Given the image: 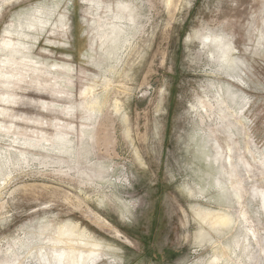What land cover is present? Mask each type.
<instances>
[{
	"label": "rangeland",
	"instance_id": "1",
	"mask_svg": "<svg viewBox=\"0 0 264 264\" xmlns=\"http://www.w3.org/2000/svg\"><path fill=\"white\" fill-rule=\"evenodd\" d=\"M113 12L121 22L112 19V26L125 30L119 46L129 43L110 59L101 30ZM38 16L45 26L22 38ZM197 31L234 45L242 64L212 76L218 64L188 39ZM212 84L229 88L237 100L247 98L241 105L244 129L219 114ZM206 93L214 107L210 121L202 122L191 106ZM90 101L100 104L98 113L84 109ZM201 133L223 157L233 136L231 156L239 157L234 162L248 219L221 236L206 230L210 238L203 240L191 209L199 202L186 185L211 177L200 183L208 189L200 204L212 210L228 197L210 182L217 166L200 162ZM64 140L72 142L71 155L57 154ZM0 154V161L6 159L0 165L4 263L20 254L17 238L33 236L43 222L72 220L115 249L99 264H205L213 243L230 244L248 226L256 235L253 264H261L264 0H0ZM230 207L236 217L237 206ZM93 214L119 235L100 228Z\"/></svg>",
	"mask_w": 264,
	"mask_h": 264
},
{
	"label": "bare ground",
	"instance_id": "2",
	"mask_svg": "<svg viewBox=\"0 0 264 264\" xmlns=\"http://www.w3.org/2000/svg\"><path fill=\"white\" fill-rule=\"evenodd\" d=\"M108 9L109 8H107V10ZM99 12L101 16L107 14V11L102 12L99 10ZM112 19L119 20L121 22L119 13L113 12L109 23L106 22L104 29L101 30V32H104L101 41L102 43H106V46L103 48L105 50V56L106 58L110 59L113 58L118 51L125 48L126 45L124 46L123 44L129 43V40L125 39L122 46H119L123 40L122 37L125 34V30L120 27L118 23H115L112 26ZM46 23L47 21L44 20L42 16H38L36 18L32 17L31 21L27 24V32L23 34L22 38L27 39L30 37L29 35L31 31H37V25L45 26ZM188 39L190 41L196 40L200 45H202V48L207 51L209 60L218 64L219 68L216 73L217 75H215V72L212 73V76L214 77H219L220 74H218V72L226 74L227 72L235 70L239 63H241L238 58H235V46H229L221 39L220 36L211 34L209 32L201 33L200 31H197L194 32L192 36L189 35ZM23 44L24 43H21L20 45L23 47ZM20 58L25 59L26 57ZM211 88L215 90L213 100H215L214 102L217 106L219 114L227 113L225 116L226 119H233L234 124L237 127L239 126L240 128L244 129L245 125L243 124L242 119L245 116H242V112L244 110V106L248 102L247 98H239L237 100V97H235L234 93H232L229 88L225 90L221 84H219V87L216 84H212ZM213 100L209 98L206 93L204 98L199 100V106H191L192 112L202 117V122H206V120L210 121L211 111L214 107V105L211 104ZM229 104L232 106H228ZM242 104L245 105L241 107ZM86 105L87 108L84 106V109H87L89 112H99L98 108L100 107V104L98 102L90 101L89 103H86ZM235 105L238 107L236 108ZM201 136L202 137H199V139H203V142L201 144L199 155H203L201 157L204 160H200V162H203V164L209 166L210 169H212L215 165L217 166V173L215 172L216 177L212 178L210 182L213 183L214 188L218 190L222 198L228 197L223 204L224 207L220 206L218 209L212 210L209 207L207 208L200 204L205 201V194L208 192V189L205 187L203 188L201 184L206 182V178H209L210 180L211 177L205 174L202 176L203 178L205 177V179L200 177L201 184H196L193 181V186L186 185L185 189L187 190L186 193L188 196L196 202H199L192 206L191 209L200 226L199 239L201 238L203 240L202 237L205 239L210 238L206 230L221 236L223 235L224 230L230 231L231 227L237 228L238 226L241 227L243 224L247 225L248 219L246 214L243 212V180L240 177V174L237 171L238 169L236 163L234 162L235 158L239 159V157H237V153L234 155L236 157H233V155L231 156L232 152H235L231 146V143L229 142L232 140L231 138L233 136L229 135L227 138V151L225 152V157L221 156L219 150L216 149L213 144H211L210 138L202 133ZM245 136L248 137L247 133H245ZM64 141L65 144H63L62 147L59 146L61 148L58 149L57 154L61 156L71 155L73 151L72 142L69 140ZM236 143L237 142H234L232 145L235 147ZM209 146L213 151L211 152L212 155L209 153ZM246 150L247 152H250L249 149ZM249 154L252 153L250 152ZM251 156L253 162L255 163L256 157L253 155ZM0 157L3 156L0 154ZM21 157H23V155H21ZM5 160L6 159H2L0 161V165L1 163L6 164ZM136 160L139 162L140 158L136 157ZM196 169L201 172L199 168ZM230 204H235V206H237L236 208H238L236 217H234L235 214L233 216L229 211L231 208ZM89 214L91 216L92 213L90 212ZM92 217L93 220H95L100 225V228L112 229L115 236L119 235L120 232L116 231L115 228L113 229L105 219L96 214H93ZM243 226L242 228H245ZM28 233L30 234L31 232ZM28 236V234H25L23 239L17 238L15 240L14 246L17 247L18 251H20V254H12L11 258L7 262L5 260L6 263H4V260L2 259L3 261H1L3 263L0 261V264H32L30 260L35 259H39L42 264H99L108 260V257L115 250L114 249L112 251L110 245H104L103 242L96 240L86 228H82L77 222H72V220L61 224H54L53 221L43 222L39 225V228L38 226L35 228L33 236ZM255 239V232L248 226L245 228V235H243V237L233 239L231 242L233 246H231V243L225 245L221 243L218 245V243H213L211 240H209L210 243H213L211 246L214 249V255L212 258H210L211 260L207 261L205 264H253L255 257H252L251 242H253L252 240ZM10 253L8 255H10Z\"/></svg>",
	"mask_w": 264,
	"mask_h": 264
},
{
	"label": "snow or ice",
	"instance_id": "3",
	"mask_svg": "<svg viewBox=\"0 0 264 264\" xmlns=\"http://www.w3.org/2000/svg\"><path fill=\"white\" fill-rule=\"evenodd\" d=\"M262 227H264V225H262ZM261 264H264V260L261 261Z\"/></svg>",
	"mask_w": 264,
	"mask_h": 264
}]
</instances>
